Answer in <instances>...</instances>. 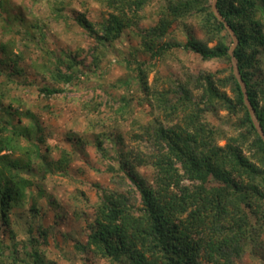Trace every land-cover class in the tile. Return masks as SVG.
<instances>
[{"label":"trees","instance_id":"trees-1","mask_svg":"<svg viewBox=\"0 0 264 264\" xmlns=\"http://www.w3.org/2000/svg\"><path fill=\"white\" fill-rule=\"evenodd\" d=\"M97 1L108 9L98 22L84 12L74 18L65 16L98 43L93 51L94 70L100 68L108 50L130 40L133 32L138 44L130 50L133 58H126L127 69L139 83L143 104L162 112L164 118L154 116L134 134L144 146L136 151L116 134L126 149L112 154L107 144L111 134H96L101 155L118 159V167L107 168L118 182L115 188L97 185L100 198L92 219L84 220L85 237L76 246L89 258H104L110 264H239L247 251L264 243V138L235 74L234 59L264 131V0H216L215 4L213 0H167L157 7L156 24L146 28L140 24L153 0ZM67 4L59 1L52 10L64 16L61 12ZM194 20L204 37L189 32L185 40L177 38V28ZM227 24L237 38L233 50L235 39ZM175 48L197 53L204 60L223 61L227 70L222 76L218 71L202 72L160 89L149 81V73ZM13 53L0 45V68L6 65L9 76L37 84L29 80ZM70 55L55 51L48 58H54L53 82L37 86L40 95L64 94L80 79L79 63ZM17 56L21 59L22 54ZM8 80L11 86L6 93L0 92V263L4 264L9 251L15 261L44 264L41 242L34 235L36 226L30 224V239L24 242L16 235L11 213L39 214L36 203L45 188L38 182L45 176L38 172L52 169L68 174L75 150L56 147L59 156L53 159L43 122L30 108L29 98L16 97L20 82ZM22 102L28 108L18 120L26 117L29 122L14 124V114L20 110L15 104ZM116 103L115 108L105 105L115 116L126 117L134 111L126 95ZM101 106L97 99L86 105L98 112ZM218 109L237 117L235 134L208 120V113ZM221 140L226 143L220 144ZM140 167L150 168L151 176L141 173ZM49 203L55 205L51 195ZM40 225L38 235L46 240L49 225ZM4 235L13 244H7Z\"/></svg>","mask_w":264,"mask_h":264},{"label":"rangeland","instance_id":"rangeland-1","mask_svg":"<svg viewBox=\"0 0 264 264\" xmlns=\"http://www.w3.org/2000/svg\"><path fill=\"white\" fill-rule=\"evenodd\" d=\"M59 1L68 3L61 12L64 16L60 17L52 10L53 5ZM166 1L153 0V3L147 6V17L140 26L146 28L155 25L159 18L156 14L157 7ZM69 2L70 0H0V45L4 44L12 49L29 80L37 82L32 85L24 83L19 75L9 76L10 69L5 65L0 68V92L6 93L7 87L11 86L8 78L20 82L15 91L16 97L29 98L30 108L45 127L44 135L47 143L53 148V159L59 156L56 147L64 146L75 150L68 174L62 175L52 169L38 172V175L45 176V179L38 182L39 186L45 188V195L36 203L39 214L33 216L27 210L24 213L12 212L11 216L16 235L24 242L30 239V224L36 226L34 235L39 237L41 242L44 264H110L104 258H89L76 246V242L84 240V220L92 219L94 204L100 198L101 191L97 185L115 188L118 182L116 178L113 180L112 173L107 172L108 166L118 167V159L101 155L96 148V134H111L107 144L112 154L126 149L116 134L123 136L125 144L136 151L144 146L134 139V134L140 132L142 125L151 121L154 116L163 119L164 115L160 111L154 112L148 104H143L139 83L134 81L131 71L127 69L126 58H133L130 50L138 44L134 33L131 32L128 38L130 40L116 44L108 50L100 62V68L94 70L93 51L98 43L83 31L77 22L69 23L70 19L66 20L65 16L74 18L78 12H84L92 22H98L107 14L108 9L102 7L97 0H73V4ZM215 2L216 0H213L214 4ZM193 22L177 28V38L185 40L189 32L203 38L197 22ZM234 39L232 50L237 42L236 38ZM55 51L71 54L70 56L79 63L80 79L69 85L64 94L45 98L36 88L53 82L50 69L54 66L51 63L54 58H48ZM19 53L22 54L21 59L17 56ZM261 61L263 63L264 59ZM227 66L223 61L204 60L197 53L175 48L171 54L157 61L155 69L149 73V81L163 89L173 82L185 81L188 77L202 72L218 71L222 76ZM195 92L199 93L198 90ZM122 95L130 99L134 110L130 114L128 112L126 117L115 116L112 113L114 110L108 107L115 108L116 99ZM95 99L102 102L99 112L86 107L87 104H93ZM23 104H15L20 110L14 114V124L25 125L29 122L26 117H23V121L18 120V116L28 108L26 103ZM207 118L213 125L235 134L237 117L230 115L227 110L210 112ZM70 138L77 140L72 142ZM225 143V140L220 141L222 145ZM140 171L151 176L150 168L140 167ZM127 182L131 184L130 181ZM121 187L123 188V185ZM50 195L55 205L49 203ZM39 224L43 227L49 225L46 240L38 235ZM4 237L7 244H13L11 237ZM5 255L4 264H25L20 260L15 261L9 251ZM239 264H264V243L261 248L247 251Z\"/></svg>","mask_w":264,"mask_h":264},{"label":"water","instance_id":"water-1","mask_svg":"<svg viewBox=\"0 0 264 264\" xmlns=\"http://www.w3.org/2000/svg\"><path fill=\"white\" fill-rule=\"evenodd\" d=\"M227 26H228V28L231 30V32H232L234 38H236V35L233 33V30L230 28V26H229L228 24H227ZM236 41H237V38H236ZM234 64H235V74H236V76L238 77V80L240 81V83H241V85H242V88H243V90H244V92H245L246 102H247V104H248V106H249V108H250V110H251V113H252V115H253V119H254V121H255V124H256L258 130H259L260 134L262 135V137L264 138V131H263V129H262L260 123L258 122L257 117L255 116V111H254V109L252 108L251 102H250V100H249V98H248V94H247V91H246V84H245V82L243 81V79H242V77H241V74H240V72H239V69H238V65H237V61H236V59H234Z\"/></svg>","mask_w":264,"mask_h":264}]
</instances>
